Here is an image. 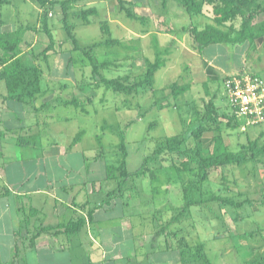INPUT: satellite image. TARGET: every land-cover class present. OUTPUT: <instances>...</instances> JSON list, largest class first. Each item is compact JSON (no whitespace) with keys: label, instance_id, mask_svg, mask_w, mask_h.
I'll return each instance as SVG.
<instances>
[{"label":"rangeland","instance_id":"obj_1","mask_svg":"<svg viewBox=\"0 0 264 264\" xmlns=\"http://www.w3.org/2000/svg\"><path fill=\"white\" fill-rule=\"evenodd\" d=\"M130 1L138 18L127 17L116 0H90L86 7L95 6L98 13L89 18V24L77 17L71 20L81 46L104 43L110 35L120 39L118 45L104 44L95 49L96 61L114 63L102 69L106 77L129 74L138 78L150 61L160 60L153 89L133 95L116 94L99 85L95 88L97 78L92 75L90 62L82 52L72 50L73 44L63 31L61 9L48 4L44 10L61 52L48 60L50 67L42 63L46 70L43 81L51 87L45 96L47 101L43 97L31 104L9 101L10 108L0 112V130L17 127L14 134L7 131L11 137L25 136V140L31 141L21 146L33 150L27 160L23 158L32 185L43 186L46 180H51V189L57 196H100L101 201L112 192L109 196H122L116 197L115 216L120 202L124 198L130 200L131 215L136 222L134 233L143 236H137L136 242L129 244L137 258H141H136L133 264H161L162 258L193 264L190 257L183 261L174 236L169 234L180 227L183 230L178 232L190 243L187 251L190 254H196L198 244L203 243V252L214 264H264V123L244 126L242 121L236 122L231 117L222 80L208 91L201 74L202 61L207 59L227 73L252 72L264 80V42L217 43L197 52L192 47L191 27L203 28L214 22L211 6L203 7V16H191L179 0ZM81 7L84 6L77 8ZM42 12L36 0H0V19L14 29L27 25L38 28ZM259 18L263 19L264 13ZM103 21L109 23L110 34L101 30ZM26 39L32 42L29 49L35 53L49 43L42 31L31 30ZM26 62L35 63L34 59ZM174 83L188 85L189 89L174 97L171 92ZM73 97L83 105L76 108L62 103ZM209 101L219 114L229 148L243 152L244 145L252 142L258 152L256 159L230 166L224 182L218 170L206 182L188 173H178L175 166L180 167L185 156L177 152L164 155L163 167L150 162L153 176L148 172L147 176L126 178L124 182L122 178L106 180L107 165H118L116 145L122 132L128 150L127 169L135 171L152 153L156 142L166 137L183 133L186 140L182 149L193 147L195 140L190 133L207 113ZM31 129L36 134L33 137L28 133ZM79 132L80 139L71 145ZM209 141V136L203 137L204 145L208 146L205 151L211 149ZM60 149L68 150L56 154ZM43 152L51 155L40 162ZM38 163L41 167L37 169ZM188 178L197 189L192 192L196 205L182 220L162 232L163 223L177 212V207L184 205L182 183ZM24 183L23 189L27 190L28 183ZM2 184L0 180V188ZM221 198L240 204H229ZM145 251L151 252L150 259L144 257Z\"/></svg>","mask_w":264,"mask_h":264},{"label":"trees","instance_id":"obj_2","mask_svg":"<svg viewBox=\"0 0 264 264\" xmlns=\"http://www.w3.org/2000/svg\"><path fill=\"white\" fill-rule=\"evenodd\" d=\"M40 7L43 18L40 21L38 28L33 26H20L14 29L12 32L0 33V80L5 81L8 97L19 102L32 103L39 97L47 95L51 87L47 84L42 85L43 82V62L48 63V60L61 52L59 48V41L53 34L48 20V13L44 10L47 5H57L61 9V23L63 31H65L67 38L72 42V50L80 51L85 56L87 61L90 62L92 67V75L97 78V86H102L106 91H111L116 94H138V91L145 89H153L154 76L157 69L160 67V60L154 59L147 65L146 71L142 76L135 78L131 75L106 77L102 73V69H108L114 65L113 61L104 60L96 61L94 56L95 49L105 45H118L120 44L119 38H114L111 35L107 37L103 42H95L87 46H81L79 44L76 35V25L72 22V17L81 19L84 24H89L90 17L98 13V9L95 6L86 7L90 0H36ZM180 3L185 6L187 12L191 16H197L204 14L203 7L205 5L213 8V23L207 24L202 27H191L192 47L195 51H201L203 48L217 43L237 44L244 41H250V43L257 42V39L264 37V18L260 19L261 14L264 13V0H179ZM119 9L124 11L127 17L138 18V16L132 10V2L130 0H116ZM166 2V0H163ZM81 8H77L80 6ZM76 9V10H75ZM41 13V12H40ZM109 23L107 21L102 22L101 30L110 34ZM35 30L36 32L42 31L49 38V43L38 53L28 51L25 53V57L22 56L23 51L28 48L31 49L32 42L26 39L29 31ZM34 59L33 64L29 61ZM28 61L30 64H28ZM47 67L50 65L47 64ZM189 89L188 85H180L174 83L171 85V92L174 97L184 93ZM89 99V98H88ZM64 105H72L79 108L83 105V102L78 98L73 97L66 99L62 102ZM207 113L201 118L197 127L190 133L191 137L195 140L193 147L182 149V145L186 138L183 133L166 137L159 142H156L152 153L146 156L142 164L135 171H129L127 169V143L126 136L122 132L121 140L116 145L119 154L118 165H107L106 180L122 178V182L126 178L147 176V173L154 175V170L151 172L150 162L159 164V167H163L162 159H165L167 154H174V152L183 154L185 160L181 162V166L176 165V171L178 173L191 174L200 182L208 180L213 171H221V179L226 181L228 168L233 165L240 166L246 161L256 159L257 151H254V144L250 142V145H244L243 152L233 151L226 144L222 128L220 126L219 114L216 108H213L211 101H209ZM86 108L83 110L85 111ZM231 117L236 122L237 118L231 113ZM209 123V124H208ZM106 128V126L102 127ZM82 132V131H81ZM81 132L77 133L71 145H74L79 139ZM209 136L211 149L205 151L208 146L203 143V137ZM101 143L100 137L97 138ZM102 153V152H101ZM192 179L183 182L182 190L184 197V205L177 207V212L168 219L164 228L171 226L175 221L182 220L183 215L196 205L192 196L193 191L197 190L193 183H190ZM188 183V184H187ZM112 192L108 193V196ZM191 194V196H190ZM220 196V195H215ZM222 201L233 205H239L238 202H233L229 198H221ZM183 230L179 229L169 231V234L174 236V244L179 249V253L183 258V261L190 257L193 264H214L213 260L209 257L207 252H203L204 244H198L196 254H190V243L185 235L178 232Z\"/></svg>","mask_w":264,"mask_h":264},{"label":"crops","instance_id":"obj_3","mask_svg":"<svg viewBox=\"0 0 264 264\" xmlns=\"http://www.w3.org/2000/svg\"><path fill=\"white\" fill-rule=\"evenodd\" d=\"M13 30V26L0 19V33ZM263 42L264 37L256 43ZM28 51L29 48L25 49L22 56ZM202 63L201 74L207 90L218 80L223 82L226 76L238 73L235 70L227 73L207 59ZM42 85L47 84L43 81ZM45 96L42 97L47 101ZM9 101L19 102L8 97L5 81L0 80L1 113L10 108ZM8 130L13 133L17 127L0 130V180L3 181L0 188V264H133L138 254L129 244L136 242L137 236H143L134 233L136 222L131 215L130 200L124 198L120 202L119 213L115 216L116 197L122 196H107L102 201L100 196H57L51 189V180H46L43 186L32 185L23 161L33 155V150L21 146L31 141L25 140V136L11 137ZM28 133H32V137L36 135L32 129ZM67 150H56V154ZM48 153L43 152L38 161L51 155ZM13 164L12 170L7 171ZM40 167L38 163L36 168ZM24 182L28 183L27 190L23 189ZM124 244L128 247L124 248ZM149 253L145 251L144 257L148 258ZM161 260V264H179L173 258Z\"/></svg>","mask_w":264,"mask_h":264},{"label":"built area","instance_id":"obj_4","mask_svg":"<svg viewBox=\"0 0 264 264\" xmlns=\"http://www.w3.org/2000/svg\"><path fill=\"white\" fill-rule=\"evenodd\" d=\"M231 113L244 126L264 123V80L252 72H238L223 80Z\"/></svg>","mask_w":264,"mask_h":264}]
</instances>
